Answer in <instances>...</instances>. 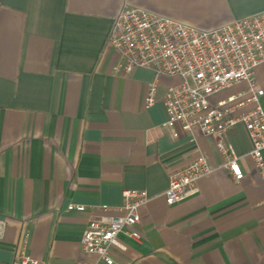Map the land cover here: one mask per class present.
Here are the masks:
<instances>
[{
	"label": "crops",
	"instance_id": "obj_1",
	"mask_svg": "<svg viewBox=\"0 0 264 264\" xmlns=\"http://www.w3.org/2000/svg\"><path fill=\"white\" fill-rule=\"evenodd\" d=\"M125 6L199 30L264 13V0H0V264H12L22 243L38 264H105L81 240L92 220L120 214L125 190L152 199L140 239L121 234L125 249L112 248L118 264H264V180L242 124L226 142L244 180L219 169L196 196L166 203L172 173L199 154L216 166L223 157L216 138L178 126L175 139L165 127V96L179 79L163 78L147 107L153 71L115 74L109 38ZM255 80L264 90V63ZM247 91L234 84L212 103Z\"/></svg>",
	"mask_w": 264,
	"mask_h": 264
},
{
	"label": "built area",
	"instance_id": "obj_2",
	"mask_svg": "<svg viewBox=\"0 0 264 264\" xmlns=\"http://www.w3.org/2000/svg\"><path fill=\"white\" fill-rule=\"evenodd\" d=\"M109 47L119 55L116 75H130L138 68L154 73L146 97V106L157 102L159 85L163 78H177L180 83L170 86L165 96L168 120L165 127L173 138L184 131H199L216 138L217 149L223 157L220 166L199 154L182 170L172 173L165 192L170 206L196 196L199 182L219 169L229 173L235 182H241L245 173L242 157L227 134L242 124L250 138L248 157L264 180V109L260 99L264 90L255 80L256 68L264 63V13L211 30L195 27L162 17L146 10L125 6L117 17L109 38ZM246 82L245 95H235L217 106L212 97L234 84ZM252 106L235 116L238 109ZM120 214L101 220H92L81 240L83 249L105 264H118L111 256L113 247L124 250L119 236L133 240L140 236L136 227L141 223V211L151 201L147 191L125 190ZM69 211H85L84 206L70 205ZM107 211L108 207H104ZM6 221L0 219V240L4 238ZM22 243L12 264H38L26 253Z\"/></svg>",
	"mask_w": 264,
	"mask_h": 264
}]
</instances>
